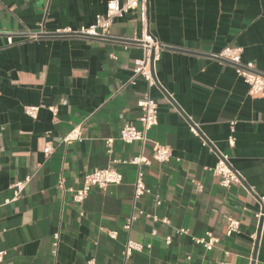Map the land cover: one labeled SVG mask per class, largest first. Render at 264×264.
<instances>
[{"label":"crops","instance_id":"obj_1","mask_svg":"<svg viewBox=\"0 0 264 264\" xmlns=\"http://www.w3.org/2000/svg\"><path fill=\"white\" fill-rule=\"evenodd\" d=\"M107 1L0 0V250L6 251L1 264H88L90 259L95 264H264V219L258 237V213L264 211V95L252 97L235 66L215 56L225 46H241L243 61H253L264 73V0H149V29L167 45L155 63L158 85L151 90L159 122L146 142L131 144L119 133L126 122L140 126L137 101L148 85L141 76L130 82L143 50L125 47L122 39L142 29L138 13L117 18L107 40L18 34L90 25ZM28 105L40 106L37 118L24 112ZM192 123L208 145L191 132ZM78 125L82 141L63 142ZM232 134L236 142L230 147ZM108 138L114 139L111 153ZM47 142L55 145L49 156L43 151ZM155 142L171 146L174 157L144 167L151 193L135 200L136 167L114 160L151 156ZM218 151L228 154L241 174L228 188L207 168L217 162ZM110 165L123 174L122 183L94 188L74 202L71 189L81 188L87 173ZM28 175L21 196L5 203L13 198L12 185ZM138 209L170 222L141 216L126 230V219ZM229 216L241 222L231 235L226 234ZM180 228L188 232L179 233ZM111 230L116 238L109 236ZM206 231L220 237L211 250L193 240ZM56 232L61 243L54 253ZM167 236L172 243H166ZM129 238L151 248L125 260Z\"/></svg>","mask_w":264,"mask_h":264},{"label":"built area","instance_id":"obj_2","mask_svg":"<svg viewBox=\"0 0 264 264\" xmlns=\"http://www.w3.org/2000/svg\"><path fill=\"white\" fill-rule=\"evenodd\" d=\"M148 7L149 0H108L106 3V10L104 13H98L95 16V21L90 25H82L79 27H61L51 33H47L45 30L38 32H25L18 34H29L31 38H40L45 35H53L59 37H72V36H84L91 38H100L103 40L113 38L111 32L112 26L117 18L124 17L129 11H134L139 14V20L142 24V29L135 33L132 37H124L122 40L125 43V47L135 44L142 48L143 54L134 61L133 76L130 79L131 83H136V78L143 77L148 85L147 91L137 101V106L141 110V116L139 117L140 126H136L132 122H126L119 133V139L123 142L131 144L135 141H147V133L150 129L156 126L159 122V104L151 95V90L154 86L158 85V80L155 72V63L160 60L163 50L167 45L162 43L149 29L148 26ZM8 44H13V33H10L7 37ZM244 48L241 46H225L219 53L215 54L216 57L228 60L235 68L238 75H240L244 82L249 86L248 92L252 97H259L264 95V73L258 71L253 61H243ZM114 59L117 55L112 54ZM39 105H28L25 107L24 112L32 118H37ZM54 114L57 113L56 107H51ZM191 132L200 137L204 145H208L210 142L205 138L197 124L192 123L190 127ZM234 131V127H232ZM81 125L73 127L64 137L63 142L71 143L74 141H82ZM113 138L106 139V150L108 153L112 152ZM236 142L234 134L228 138L230 147H233ZM55 149V145L52 142H47L43 151L46 156H49ZM219 157L217 162L210 167H207L213 174L220 178V184L226 188L230 187L234 182L241 180L240 172L233 167L230 162L229 155L218 151ZM174 157V152L171 146L155 142L153 145V152L151 156L139 154L127 159H115V163L134 165L137 169V175L134 182V199L137 200L140 197L151 193L150 187L146 184L144 179V167L151 165L153 160L158 162H167ZM123 174L113 165L105 168H98L86 174L84 184L79 189H71L72 199L76 203H81L94 188L106 189L108 186L114 184L119 185L123 181ZM31 180V176L28 175L23 180L15 182L13 187V198L4 201L8 203L12 200L18 199L24 191L26 185ZM62 183V182H61ZM199 190H202L203 186L197 183ZM264 199V197H263ZM157 204L161 203L160 198L156 200ZM3 201L0 198V207L3 205ZM151 218L155 221H162L163 223H169L168 217H159L156 214L149 213L144 209H138L132 213L125 221L124 228L130 230L132 224L139 217ZM258 216H264V211L258 213ZM240 220L235 217H228L226 234L231 235L239 231ZM179 233H187V229H178ZM1 233V230H0ZM154 235L156 230L152 232ZM111 238H116L117 232L111 230L108 232ZM196 244L203 246L207 250H211L220 241V237L214 234L212 231H206V233L199 237H193ZM61 243L60 232H56L53 235V252L57 253L59 245ZM166 243H172V237H166ZM151 248V244H144L129 238L125 243L123 250L125 260L134 252H142ZM6 255L5 250H0V264L4 261ZM188 260L191 256L187 257ZM88 264H95L94 259H90ZM223 264H233L224 262Z\"/></svg>","mask_w":264,"mask_h":264},{"label":"water","instance_id":"obj_3","mask_svg":"<svg viewBox=\"0 0 264 264\" xmlns=\"http://www.w3.org/2000/svg\"><path fill=\"white\" fill-rule=\"evenodd\" d=\"M263 219H264V217L261 216V218H260V227H259V230H258V237H259V234H260V229H261V226H262Z\"/></svg>","mask_w":264,"mask_h":264}]
</instances>
